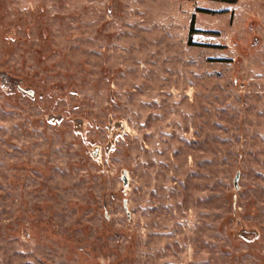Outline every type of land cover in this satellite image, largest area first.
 I'll use <instances>...</instances> for the list:
<instances>
[{
	"label": "rangeland",
	"instance_id": "obj_1",
	"mask_svg": "<svg viewBox=\"0 0 264 264\" xmlns=\"http://www.w3.org/2000/svg\"><path fill=\"white\" fill-rule=\"evenodd\" d=\"M0 264H264V0H0Z\"/></svg>",
	"mask_w": 264,
	"mask_h": 264
},
{
	"label": "trees",
	"instance_id": "obj_2",
	"mask_svg": "<svg viewBox=\"0 0 264 264\" xmlns=\"http://www.w3.org/2000/svg\"><path fill=\"white\" fill-rule=\"evenodd\" d=\"M215 2H219V3H225V4H237L239 0H212ZM198 12H203V13H209V11H205V10H199ZM195 16L192 18V22H191V27L189 30V45H192L193 40L192 37L193 35H195L198 31L195 29Z\"/></svg>",
	"mask_w": 264,
	"mask_h": 264
},
{
	"label": "water",
	"instance_id": "obj_3",
	"mask_svg": "<svg viewBox=\"0 0 264 264\" xmlns=\"http://www.w3.org/2000/svg\"><path fill=\"white\" fill-rule=\"evenodd\" d=\"M238 176L236 177V179H235V187H236V189H238ZM124 184H125V186H127V177L126 176H124Z\"/></svg>",
	"mask_w": 264,
	"mask_h": 264
},
{
	"label": "crops",
	"instance_id": "obj_4",
	"mask_svg": "<svg viewBox=\"0 0 264 264\" xmlns=\"http://www.w3.org/2000/svg\"><path fill=\"white\" fill-rule=\"evenodd\" d=\"M199 10H201V9H199ZM208 11V10H207Z\"/></svg>",
	"mask_w": 264,
	"mask_h": 264
}]
</instances>
